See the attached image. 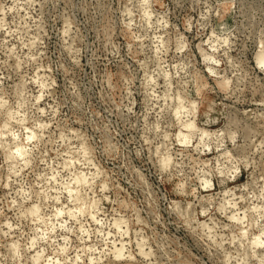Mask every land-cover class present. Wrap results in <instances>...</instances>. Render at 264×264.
Masks as SVG:
<instances>
[{
	"label": "rangeland",
	"instance_id": "rangeland-1",
	"mask_svg": "<svg viewBox=\"0 0 264 264\" xmlns=\"http://www.w3.org/2000/svg\"><path fill=\"white\" fill-rule=\"evenodd\" d=\"M0 264H264V0H0Z\"/></svg>",
	"mask_w": 264,
	"mask_h": 264
},
{
	"label": "bare ground",
	"instance_id": "bare-ground-1",
	"mask_svg": "<svg viewBox=\"0 0 264 264\" xmlns=\"http://www.w3.org/2000/svg\"><path fill=\"white\" fill-rule=\"evenodd\" d=\"M186 125H187V124H186ZM186 125H185V126H186ZM189 125H190V124H189ZM191 125H192V123H191ZM193 125H194V124H193ZM193 125H192V126H193ZM192 126H191V128H192ZM187 127H190V126L187 125ZM184 128H185V127H184ZM191 128H190V129H191ZM187 129H189V128H187ZM189 132H190V131H189ZM29 133H30V132H29ZM30 134H31V133H30ZM185 134H188V132L185 133ZM180 136H181V135H180ZM187 137H189V135H188ZM187 137H186V135L183 136L182 140H183V141H187ZM29 138H31V136H29ZM17 150H18V149H17ZM77 177H78V176H77ZM77 177H76V178H77ZM80 181H81L80 177L77 178V182H80ZM30 212H31V213H34V212H35V207H32L31 210H30ZM232 219H234V216H232ZM115 226H116V227H119V222H118V220L115 221ZM256 243H257V242H256ZM116 255H117V257H121V256H122V247H120V248H119V247L116 248ZM40 258H41L40 253H37V254L35 255V257H34V261L37 262ZM121 258H122V257H121Z\"/></svg>",
	"mask_w": 264,
	"mask_h": 264
}]
</instances>
